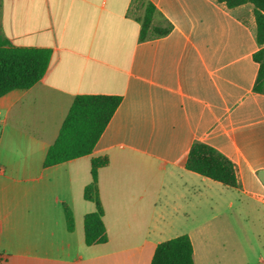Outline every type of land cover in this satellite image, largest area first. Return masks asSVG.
Here are the masks:
<instances>
[{"label": "crops", "instance_id": "0c3cea01", "mask_svg": "<svg viewBox=\"0 0 264 264\" xmlns=\"http://www.w3.org/2000/svg\"><path fill=\"white\" fill-rule=\"evenodd\" d=\"M165 36L140 39L148 4ZM0 33L52 50L44 77L0 98V264H151L188 235L195 264H264V94L254 6L218 0H0ZM122 101L91 155L45 167L77 96ZM237 187L186 168L194 143ZM108 241L88 246L93 158ZM73 213L68 228L65 208ZM248 219L249 221H245Z\"/></svg>", "mask_w": 264, "mask_h": 264}, {"label": "trees", "instance_id": "16d2710c", "mask_svg": "<svg viewBox=\"0 0 264 264\" xmlns=\"http://www.w3.org/2000/svg\"><path fill=\"white\" fill-rule=\"evenodd\" d=\"M229 8L246 3L254 6L257 23L256 39L259 50L254 60L259 71L254 90L264 94V0H218ZM156 8L148 4L142 18L140 39L168 35L172 26L155 27L153 20ZM52 59L48 48L17 47L0 33V98L12 90L30 89L46 74ZM122 98L117 96L81 95L77 96L65 118L59 135L49 148L44 166L50 167L70 160L91 155L104 133ZM109 164L108 157L93 158L91 161L92 181L85 187L84 198L96 205L94 212L84 218L85 241L88 246L104 244L108 241L104 224V208L98 187L99 169ZM186 168L204 177L229 187H237L238 179L235 165L215 148L200 142L191 147ZM68 228H74L73 213L65 208ZM151 264H195L194 247L188 235L158 244Z\"/></svg>", "mask_w": 264, "mask_h": 264}, {"label": "rangeland", "instance_id": "374dc122", "mask_svg": "<svg viewBox=\"0 0 264 264\" xmlns=\"http://www.w3.org/2000/svg\"><path fill=\"white\" fill-rule=\"evenodd\" d=\"M245 221H249L248 219H246Z\"/></svg>", "mask_w": 264, "mask_h": 264}]
</instances>
